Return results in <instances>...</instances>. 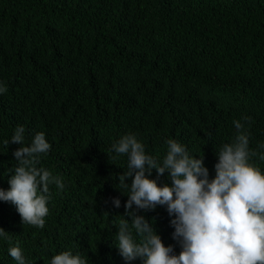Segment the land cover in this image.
I'll return each instance as SVG.
<instances>
[{"label":"trees","instance_id":"16d2710c","mask_svg":"<svg viewBox=\"0 0 264 264\" xmlns=\"http://www.w3.org/2000/svg\"><path fill=\"white\" fill-rule=\"evenodd\" d=\"M0 86V189L17 166L20 146L5 144L17 126L25 146L45 134L38 167L65 185L49 186L42 229L0 201V264H16V245L26 264L69 250L87 264H141L116 247L119 222H131L130 189L118 185L128 157L111 151L125 134L161 163L166 141L180 142L212 179L233 121L250 117L252 162L264 172V0H0ZM149 178L170 185L168 173ZM132 211L179 254L166 206Z\"/></svg>","mask_w":264,"mask_h":264},{"label":"clouds","instance_id":"9594fccd","mask_svg":"<svg viewBox=\"0 0 264 264\" xmlns=\"http://www.w3.org/2000/svg\"><path fill=\"white\" fill-rule=\"evenodd\" d=\"M7 91L0 86V94ZM233 121L237 134L231 143L223 144L214 165L215 176L209 178L204 157L190 156L186 146L169 139L162 163L146 154L136 134H125L112 145L116 156L128 157L127 171L118 177L122 187L129 188L125 215L118 224L116 247L125 261L139 259L141 264H264V172L252 157L250 133L245 124L250 117ZM25 128L17 126L10 142L20 147L13 152L17 166L8 180L9 189H0V201L15 206L22 223L44 228L50 199L49 186L65 187L60 176L38 167L40 157L50 151L43 132L37 133L25 146ZM264 147V145H261ZM264 161V154L260 155ZM168 173L170 185H159L151 179ZM131 178V183H125ZM116 208L120 200L113 201ZM155 210L166 206L174 227L173 239L181 248L178 255L166 247L161 237L142 215L132 211ZM0 228V237H7ZM16 264H26L19 245L9 248ZM50 264H87L81 254L63 251Z\"/></svg>","mask_w":264,"mask_h":264}]
</instances>
